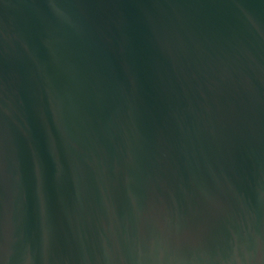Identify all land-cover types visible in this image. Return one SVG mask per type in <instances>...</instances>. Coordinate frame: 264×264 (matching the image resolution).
Returning a JSON list of instances; mask_svg holds the SVG:
<instances>
[{
  "label": "water",
  "instance_id": "95a60500",
  "mask_svg": "<svg viewBox=\"0 0 264 264\" xmlns=\"http://www.w3.org/2000/svg\"><path fill=\"white\" fill-rule=\"evenodd\" d=\"M0 264H264V0H0Z\"/></svg>",
  "mask_w": 264,
  "mask_h": 264
}]
</instances>
